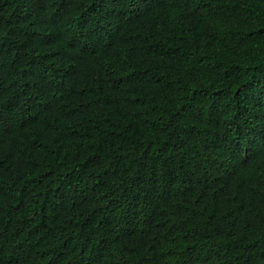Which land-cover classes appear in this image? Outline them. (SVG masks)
<instances>
[{"label":"trees","instance_id":"trees-1","mask_svg":"<svg viewBox=\"0 0 264 264\" xmlns=\"http://www.w3.org/2000/svg\"><path fill=\"white\" fill-rule=\"evenodd\" d=\"M0 264H264V0H0Z\"/></svg>","mask_w":264,"mask_h":264}]
</instances>
